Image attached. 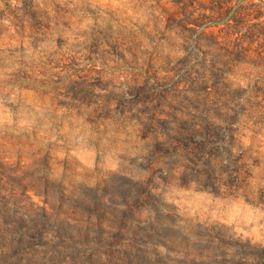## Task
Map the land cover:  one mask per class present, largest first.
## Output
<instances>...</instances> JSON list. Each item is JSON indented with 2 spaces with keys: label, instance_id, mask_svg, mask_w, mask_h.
<instances>
[{
  "label": "rangeland",
  "instance_id": "rangeland-1",
  "mask_svg": "<svg viewBox=\"0 0 264 264\" xmlns=\"http://www.w3.org/2000/svg\"><path fill=\"white\" fill-rule=\"evenodd\" d=\"M0 264H264V0H0Z\"/></svg>",
  "mask_w": 264,
  "mask_h": 264
}]
</instances>
